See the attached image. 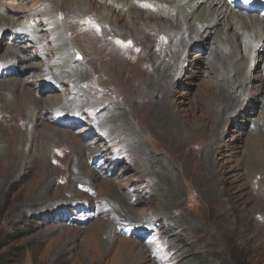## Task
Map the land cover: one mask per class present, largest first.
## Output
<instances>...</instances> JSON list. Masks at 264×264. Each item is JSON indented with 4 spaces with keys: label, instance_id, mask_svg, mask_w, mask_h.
<instances>
[{
    "label": "rangeland",
    "instance_id": "374dc122",
    "mask_svg": "<svg viewBox=\"0 0 264 264\" xmlns=\"http://www.w3.org/2000/svg\"><path fill=\"white\" fill-rule=\"evenodd\" d=\"M10 1L21 30L0 73V264H264L258 58L235 85L210 71L212 34L181 42L171 65L155 35L165 18L145 27L132 10L136 31L117 33L128 11L100 0Z\"/></svg>",
    "mask_w": 264,
    "mask_h": 264
},
{
    "label": "bare ground",
    "instance_id": "6f19581e",
    "mask_svg": "<svg viewBox=\"0 0 264 264\" xmlns=\"http://www.w3.org/2000/svg\"><path fill=\"white\" fill-rule=\"evenodd\" d=\"M12 1L13 0H11L10 2ZM64 1H68V2L71 1L74 5L76 4L77 9L79 6L84 7L86 2V0H82V1L64 0ZM100 1L114 8L115 12L117 11L119 13H123L128 11L126 13L127 17H126V22L124 24L126 27L123 28L118 26L117 24L113 25L115 27L114 30L116 29L117 33H119V31L123 29L133 30L132 33H134V30L136 31L138 21L135 18H132L134 10L140 11L148 16L147 18L145 17L146 19L139 18L144 22L143 25L145 27H149L150 26L149 24L151 22L152 23L157 22L160 19L165 18V21L164 20L162 21L165 24H167L168 27L161 25V27H158V30L161 31L156 33L155 35H158V39H160L161 42L165 40H169V42H171V45L167 49H163V51L167 52L166 57L170 56L169 60H171V65H172V61H174L177 55L180 56L183 55V57L186 55L185 52H182V50L179 49L181 48V42H184L185 46H188L190 50H192L194 47H198L201 45L204 36H206L207 34L208 35L212 34L213 45L211 46V50H213L218 56L217 58L209 59L210 61L209 68L213 76L218 77L219 76L218 72L221 71L223 73L222 75L226 74L227 76L233 77L235 85L250 83V80L252 79L251 77L254 75L251 73L252 63L250 62V65L248 66V72H246L245 66L248 62L247 60L250 59L252 56L256 59L258 58V61L261 62L262 71L260 74L261 75L262 73L264 74V56L262 57V53H264V17H260L258 14L248 13L239 10L235 6H232L230 3H228L226 0H100ZM89 7L90 5H87L85 8L87 9ZM164 7L167 8V11L164 9ZM103 8L107 9V7H103ZM106 9H103V13H102L103 14L102 17L105 19H107L108 17V12H107L108 9L107 10ZM152 10H155V15L161 18L156 17L155 20L152 19L153 17L151 16L154 15ZM33 14H34L33 18L35 15L41 14L38 18L37 17L35 18L41 19L42 17H46V20H49V22L52 24V27L57 26L52 19L53 16L48 13L46 14L41 13V9L39 10V13L33 12ZM17 17H18V13L12 10L11 8L6 7L4 5L3 0H0V36L1 39H3L7 35V40H8V44L4 49L5 52L4 54H2L3 56H5V58L1 60L2 65L6 70H13L14 68V66L10 61L9 56L13 55L12 53L14 52V47L17 46L15 43L14 34L16 31L18 32L21 30L20 28H15V25H13L16 22ZM88 22L91 23L88 24ZM82 23L85 25H91L95 27L96 30H100L97 19H93V18L86 19L83 20ZM57 30H58L57 32L56 29L53 31L56 35V41H58V43L59 42L62 43L63 42L62 37L60 36L61 31L59 29ZM37 32H38V28L34 29L32 32L34 39L38 38V36L36 35ZM215 32L217 38L213 39ZM69 33L70 31L68 32L67 30V34ZM229 36L232 37L228 38ZM116 39H118V37L115 36L114 40ZM120 40H124V43L122 45L123 49L124 48L127 49V47H125L124 45H128V46L135 45L132 42L131 43L129 42L128 44L127 40L124 38H120ZM131 50L133 53H135L134 49ZM140 51L142 50L140 49ZM140 51L138 53H140ZM217 51H219L220 53L218 54ZM12 57L15 58L16 55H13ZM184 64H185L184 60H182L181 66H184ZM171 65L170 64L169 65L163 64V66L159 65L158 69L162 71H166V68L170 69ZM183 68L184 67H182V69ZM256 77L258 83L257 85L262 87L261 93L263 98L262 97L261 98L264 101V78L263 76L260 75ZM226 78L230 80L228 77ZM43 79L44 77L39 78L40 85L46 82V80L42 81ZM228 80L225 79L223 81V84L227 87H230L231 80L230 82ZM5 86L13 88L14 81H8V83L2 85L1 88H4ZM220 86L222 87L221 84ZM112 113H114V111H112ZM261 114H263V119L260 120L259 117L255 122L256 124L258 123V125L259 123L264 121V113ZM115 116L116 115H113V118Z\"/></svg>",
    "mask_w": 264,
    "mask_h": 264
},
{
    "label": "snow or ice",
    "instance_id": "6c2138e0",
    "mask_svg": "<svg viewBox=\"0 0 264 264\" xmlns=\"http://www.w3.org/2000/svg\"><path fill=\"white\" fill-rule=\"evenodd\" d=\"M245 2H248V0H245Z\"/></svg>",
    "mask_w": 264,
    "mask_h": 264
}]
</instances>
